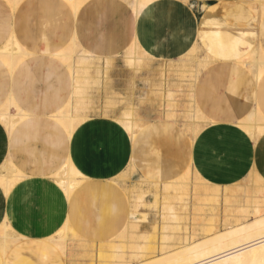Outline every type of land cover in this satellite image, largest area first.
I'll list each match as a JSON object with an SVG mask.
<instances>
[{
  "label": "crops",
  "instance_id": "0c3cea01",
  "mask_svg": "<svg viewBox=\"0 0 264 264\" xmlns=\"http://www.w3.org/2000/svg\"><path fill=\"white\" fill-rule=\"evenodd\" d=\"M243 1L154 0L136 17L128 0H85L77 14L66 0H21L15 8L0 0V51L14 35L27 52L13 69L0 60V107L11 95L27 114L13 137L0 125V166L9 158L25 175L14 202L0 191V223L7 220L25 237L10 245L8 264H66L47 240L66 220L88 242L116 238L130 220L131 204L113 179L130 163L157 183L190 167L215 186L240 182L251 171L264 179V134L253 140L239 125L255 107L264 119V73L257 80L242 62L257 47L264 52V12ZM71 40L102 59L122 55L136 40L157 60L181 57L197 41L207 64L194 101L210 122L194 140L167 119L145 124L131 138L116 119L92 118L68 136L52 116L74 93V76L54 55ZM68 158L87 177L69 198L51 178ZM46 246L43 263L40 248Z\"/></svg>",
  "mask_w": 264,
  "mask_h": 264
},
{
  "label": "rangeland",
  "instance_id": "374dc122",
  "mask_svg": "<svg viewBox=\"0 0 264 264\" xmlns=\"http://www.w3.org/2000/svg\"><path fill=\"white\" fill-rule=\"evenodd\" d=\"M128 1L134 7L137 0ZM190 48L188 55H183L184 59L177 56L157 60L152 59L150 55L146 57L145 52L136 49L132 44L122 55L113 59H102L80 49L75 41L70 42L64 49L67 52L74 50L72 53L75 54V87L71 100L73 99V115L75 120L77 119L76 127L85 120L98 117L113 118L124 123L123 118L133 114L140 128L157 119L172 120L182 126L194 140L210 121L195 111L189 91L194 88V83L191 80L198 77L202 68L207 64V58L199 47L191 46ZM134 52H137L138 56H142V59L135 63L136 65L130 59ZM144 53L145 55H143ZM258 122L263 124L264 120H258ZM194 129L195 131H193ZM7 162H10L9 158H6L1 164V173L6 172L3 167ZM186 172L178 177L179 184L175 187L151 182L139 175L131 163L126 166L118 177L126 179V182L120 181L119 185L130 200L131 210H136L138 215V218L132 219L135 221L133 231L125 235L119 234L108 242L98 244L88 242L78 235L77 238L73 233H69L64 247L66 263L115 264L114 259L120 256V258L131 257L133 264L142 260L151 261L168 252L169 246L167 244L176 241L171 233L175 229H181V236H187L186 243H189L194 240L195 234L204 230L205 226L203 225L208 223H214L211 227L216 234L230 230L233 225L237 226L249 221V219L264 216V208H262V206L264 207V179L257 173L251 171L240 182L229 186L215 187V185L205 183L206 181L203 182L200 174L192 167ZM185 188L189 189L190 194L186 193L188 191ZM200 188L202 189L201 192ZM214 190L220 194L219 197L212 193ZM141 191L146 192L142 195ZM177 191L181 192L177 195ZM195 191L201 195L195 196ZM184 192L186 195L183 194ZM252 194L257 195L254 201L251 199ZM201 196L204 198L209 196L210 199L206 198L204 201ZM183 198L186 202L183 201ZM194 198L198 199L192 201ZM137 200L140 203H137ZM198 201L200 204L197 203ZM251 201L258 205L259 213L256 212L250 218L245 219L241 215L250 209L248 206ZM170 202L174 203V206L176 204L174 212L178 208L177 216H173L167 211ZM178 202L182 204L179 206L180 203ZM180 208L186 211L183 212ZM139 217H146L148 221L139 219ZM101 249H104L103 256L97 258ZM154 250L155 252H153ZM127 251H129L128 254ZM94 255L95 257H92Z\"/></svg>",
  "mask_w": 264,
  "mask_h": 264
},
{
  "label": "bare ground",
  "instance_id": "6f19581e",
  "mask_svg": "<svg viewBox=\"0 0 264 264\" xmlns=\"http://www.w3.org/2000/svg\"><path fill=\"white\" fill-rule=\"evenodd\" d=\"M66 1L71 5L74 13L77 14L85 0H66ZM244 1H245V4L247 6L254 8L256 13L258 15L262 16V14L264 12V0H244ZM10 2L12 3L13 7L15 8L21 2V0H10ZM153 2H154V0H137L135 5H134V7H133V9H132L134 16L138 17ZM134 41L135 42H134L133 45L135 46V48L141 50L142 48H139V46L137 44V41L136 40H134ZM71 42L73 43L74 40L73 41L71 40ZM189 46L187 44V48ZM193 46H196V47L198 46L197 41H196V44H194ZM190 49L191 48H188L185 51H187V53H188V51H190ZM72 52H67V50L63 49V50L55 53L54 55L58 59L64 61L68 65L69 70L71 71L72 75L74 76L75 75V62H74L75 54L72 53ZM26 53L27 52L22 49L20 43L18 42V40L13 35L10 38V41L8 42V44L3 49H1V51H0V60L3 61L4 63H6L10 68L13 69L15 65H17L21 60H23L22 58L26 57L25 56ZM136 53L134 52V55L130 57L131 61H133L134 64L138 63L140 61V59H142V56H140V55L138 56ZM252 53H253V55H251ZM252 53L250 54L251 57H249L247 61H245L246 58H244L245 60L243 59L244 61H242V62L245 64V67L247 66V68L250 70V72L258 80V79L261 78V76L264 73V52L262 51L261 48L257 47L254 50V52H252ZM143 55H145V53ZM147 55L148 54H146V57H147ZM183 55L180 57L181 59H184ZM152 59H155V58L152 57ZM183 61H185V60H183ZM105 68H106V66H105ZM196 79H197V77L195 79L191 80V81H193L192 83H194V85L196 83ZM194 88L190 89L189 91L191 92L192 102L194 104L195 111L198 114H200L198 108L195 105V101H194ZM21 108L12 99L11 95L8 98V100L0 107V125L4 127L6 136L13 137L17 133V131H16L17 130V126L19 124H21L22 122L24 123V120L27 117V114L24 111H22ZM52 117H55L57 119V121L60 122L65 127V131L68 134V136H72V133L74 132V130L76 128V125H77V123H76L77 119L75 120L74 115H73V99L70 100L68 102V104H66V106L62 110H60L57 114L53 115ZM123 119H124V123H122L121 121H118V120L117 121L121 125H123V129L125 128L126 132L128 131V136H130L131 138H134L136 136V133H137L136 131L138 129L139 130L141 129L139 124L136 122L135 117L133 116V114L132 115L130 114V115H126ZM261 119H263V114H261L260 110L257 107H255V108H253L251 110V112L248 114V116L239 123V125L244 129L246 136H248V137L252 138L253 140H255L261 134H264V126L260 125L259 122H258V120H261ZM192 129H191V131H192ZM193 131H195V129ZM3 137H1V138H3ZM10 162H11V160H10ZM10 162H7V164H4L5 166L3 168H5V170H6L5 173H1V171H0V191L2 192L3 196H5L6 198L10 199V201L12 199L13 202H14V199L16 197V195L14 194L15 186L17 185L18 182L23 181L25 175ZM132 169L134 170L133 167H132ZM124 174H125V172H124ZM51 178H54L58 190L60 192H62L64 195H66L65 197L69 198L72 195V193L76 190V188H78L80 186V184L84 180H86L87 177H86V175L84 173H82L76 167V165L73 162V160L71 158H68L66 160V162L63 164V166H61L60 169H58L52 175ZM129 178H130V176H129ZM178 179L179 178L165 180V181H162L161 183H163L166 186H175V187H177L176 185L179 184ZM113 181L116 182L119 185L120 181L126 182V179L120 178V177L117 176V177H114ZM202 181L204 182L203 179H202ZM205 183H208V182H205ZM208 184L212 185L210 183H208ZM208 184H207V186H208ZM203 185H206V184H203ZM179 186H181V185H179ZM184 186H186V185H184ZM207 186H206V188H208ZM215 187H217V186H215ZM181 188H180V190H181ZM185 189L187 190V188H185ZM204 190H205V188H204ZM208 190L210 191V188ZM173 191H174V189H173ZM187 191L188 192H186V193H189V189ZM201 191H202V189L200 188V192ZM145 192L146 191H141L142 195ZM180 192L177 191V195ZM214 192H215V190H214ZM214 192H212V193L215 194V196H217V197L220 196L219 193H217V192L214 193ZM96 193H97L96 195H98V192H96ZM186 193L184 192L183 194L186 195ZM212 193H211V195H212ZM90 194L91 195H95V192H91ZM99 194H101V193H99ZM155 195H157V193H155ZM194 195L197 196V195H201V194H199L198 191L197 192L195 191ZM209 195H210V193H209ZM186 197H188V196H186ZM201 197L204 198L203 196H201ZM206 198H209V196L206 197ZM206 198H204V201H205ZM256 198H257L256 194H252L251 195V199H253L252 201H254V199H256ZM259 198H260V196H259ZM196 199H198V198H196ZM196 199L194 198V200H192V201H196ZM111 200H114V198L111 197ZM218 200H219V198H218ZM183 201L186 202L185 198H183ZM252 201H251L250 205L248 206L250 209L244 211V213L241 215L245 219L250 218L256 212L259 213L258 205L252 203ZM138 202L139 201L137 200V203ZM180 202H178V203H180ZM197 203L200 204L199 201ZM197 203H196V206H197ZM202 203H204V202H202ZM133 204H135V202H133ZM181 204L182 203H180L179 206ZM167 205H168V201H167ZM175 206H176V204H175ZM175 206H174V203L170 202L169 206H168V210L166 208V210L169 211L170 214L173 215V216H177L176 212L178 211V208H177L176 212H174L175 209H176ZM199 206H201V205H199ZM259 206H260V204H259ZM197 208H198V206H197ZM240 208H241V205H240ZM262 208H264V207L262 206ZM181 209L183 210V208H180V210ZM184 211H186V210H183V212ZM165 214H167V213H165ZM178 214H179V212H178ZM210 216H211V214H210ZM136 218H138L136 210L132 209L131 210V219L128 220V223H126L127 225L125 224L124 229H122V231L120 230L121 231V233H120L121 235H125V234L133 231L132 228H134V226H135V221H133L132 219H136ZM139 219H143L145 221H148V219L146 217L145 218L139 217ZM180 219H183V218L180 217ZM213 225H214L213 222L212 223H208L206 225H203V226H205L204 230L199 232V233H197V234H195V235L193 234L195 238H194V240H192L189 243H186L187 236H183V235L181 236V234H182V233L180 234L181 229H175L171 233H172V235H173V237L175 238L176 241L167 244L169 246V250H168L167 253H165L164 255H161V257L157 256L156 258L152 259L151 261H146V260L143 261L142 260V261H139V262L134 263V264H264V216H261V217L259 216V217H255V218L249 219V221L243 222V223H241V224H239L237 226L230 225V226H232L230 230L228 229L226 231L218 232V233H216L217 232L216 231L215 232L216 234H214L213 227H211ZM69 233H73L75 235V237H77V235L74 233V231L70 227L69 220H66L64 225L59 230H57L54 234H51L50 236L47 237V240H49L52 244H54V245H50V246H52L53 248L56 247V249L59 251V253L63 256L64 261H66V256H65V251H64L65 241H66L67 235ZM184 234H186V233H184ZM0 239H1V242H0L1 263L2 264H8V262H9V259H8L9 247H10V245H12L11 242L13 241L15 243H18V242H16L17 240L25 239V237L17 234L16 231H14L12 229V227L7 223V220H3L0 223ZM162 247H164V246L162 245ZM45 248H47V246L44 247V248L43 247L40 248V250H41V258L43 259L42 260L43 263H44L45 259H47L49 257V250L48 249L46 250ZM131 248H132V245H131ZM138 249H139V251H141L140 248H138ZM33 252H35V251H33ZM128 252L129 251H127L126 253L128 254ZM150 252H152V251H150ZM153 252H155V250ZM103 253H104V249H101L99 254L97 255V258L98 257H102ZM134 253H136V251H134ZM139 253H142V252H139ZM156 253H158V252H156ZM14 254H15V252H14ZM92 257H95V255L92 256ZM92 257H90V258H92ZM120 257L114 259V263L115 264H133L132 263L133 259H130L131 257L130 258L129 257L120 258ZM134 259L136 260V258H134ZM136 261H134V262H136Z\"/></svg>",
  "mask_w": 264,
  "mask_h": 264
}]
</instances>
